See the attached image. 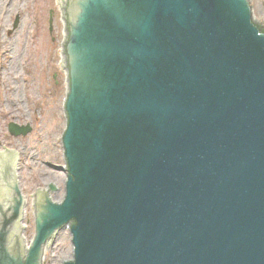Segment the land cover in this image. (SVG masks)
Here are the masks:
<instances>
[{
	"label": "water",
	"instance_id": "95a60500",
	"mask_svg": "<svg viewBox=\"0 0 264 264\" xmlns=\"http://www.w3.org/2000/svg\"><path fill=\"white\" fill-rule=\"evenodd\" d=\"M51 10L60 200L32 188L27 248L19 156L0 148V264H42L64 229L56 264H264V14L251 0Z\"/></svg>",
	"mask_w": 264,
	"mask_h": 264
},
{
	"label": "rangeland",
	"instance_id": "374dc122",
	"mask_svg": "<svg viewBox=\"0 0 264 264\" xmlns=\"http://www.w3.org/2000/svg\"><path fill=\"white\" fill-rule=\"evenodd\" d=\"M251 4L264 14V0ZM59 118L51 0H0V148L20 157L17 176L25 200L33 187L49 184L57 190L51 198L60 199L64 172L59 171ZM10 123L29 126L31 132L13 137ZM23 224L27 242L26 207ZM67 238V230L57 235L43 264L70 260Z\"/></svg>",
	"mask_w": 264,
	"mask_h": 264
},
{
	"label": "bare ground",
	"instance_id": "6f19581e",
	"mask_svg": "<svg viewBox=\"0 0 264 264\" xmlns=\"http://www.w3.org/2000/svg\"><path fill=\"white\" fill-rule=\"evenodd\" d=\"M251 5H252V4H251ZM45 174H46V173H45ZM46 251H47V250L45 249V250H44V253H45Z\"/></svg>",
	"mask_w": 264,
	"mask_h": 264
}]
</instances>
